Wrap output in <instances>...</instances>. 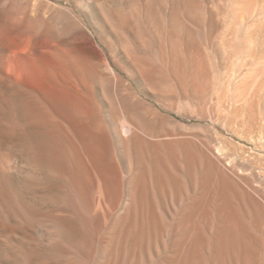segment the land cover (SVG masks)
<instances>
[{
	"label": "rangeland",
	"instance_id": "rangeland-1",
	"mask_svg": "<svg viewBox=\"0 0 264 264\" xmlns=\"http://www.w3.org/2000/svg\"><path fill=\"white\" fill-rule=\"evenodd\" d=\"M0 264H264V0H0Z\"/></svg>",
	"mask_w": 264,
	"mask_h": 264
},
{
	"label": "bare ground",
	"instance_id": "bare-ground-1",
	"mask_svg": "<svg viewBox=\"0 0 264 264\" xmlns=\"http://www.w3.org/2000/svg\"><path fill=\"white\" fill-rule=\"evenodd\" d=\"M256 34H257V32H256ZM253 55V54H252ZM252 68V67H251ZM248 71V70H247ZM249 72V71H248ZM248 72H246V73H248ZM242 74V73H241ZM249 75H250V73H249ZM248 75V76H249ZM243 76H244V79H242L243 77L242 76H239V77H241L240 78V81L241 82H244L243 80H245V78L247 77V74L245 75V74H243ZM250 77V76H249ZM242 79V80H241ZM248 82V81H247ZM246 84V83H245ZM237 86V85H236ZM237 89V88H236ZM240 90V89H239ZM236 91V90H235ZM241 91V90H240ZM234 95V94H233ZM243 103H244V101H243ZM148 109V108H147ZM139 125V124H138ZM136 129V128H135ZM129 133V132H128ZM137 133V132H136ZM138 136V135H137ZM151 145H153V144H151ZM153 150V149H152ZM136 152V151H135ZM147 152H149V151H147ZM144 156V155H143ZM155 156V155H154ZM159 156V155H158ZM155 158V157H154ZM174 158V157H173ZM145 159V158H144ZM164 164V163H163ZM146 165V164H145ZM194 166V165H193ZM209 167V166H208ZM155 168H156V166H155ZM167 168V167H166ZM148 169V168H147ZM156 170V169H155ZM161 170V169H160ZM210 170V169H209ZM148 171V170H147ZM155 173V172H154ZM187 175V174H186ZM216 179V178H215ZM190 180V179H189ZM160 181V180H159ZM146 183V182H145ZM222 183V182H221ZM217 184V183H216ZM194 189V188H193ZM180 195V194H179ZM187 197V196H186ZM235 207V206H234ZM234 211V210H233ZM228 212V211H227ZM209 217V216H208ZM262 229V228H261ZM204 240V239H203ZM207 248V247H206Z\"/></svg>",
	"mask_w": 264,
	"mask_h": 264
}]
</instances>
